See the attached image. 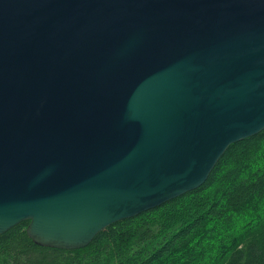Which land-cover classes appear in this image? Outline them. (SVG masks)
<instances>
[{
    "label": "water",
    "instance_id": "95a60500",
    "mask_svg": "<svg viewBox=\"0 0 264 264\" xmlns=\"http://www.w3.org/2000/svg\"><path fill=\"white\" fill-rule=\"evenodd\" d=\"M264 130V0H0V235L82 248Z\"/></svg>",
    "mask_w": 264,
    "mask_h": 264
},
{
    "label": "trees",
    "instance_id": "16d2710c",
    "mask_svg": "<svg viewBox=\"0 0 264 264\" xmlns=\"http://www.w3.org/2000/svg\"><path fill=\"white\" fill-rule=\"evenodd\" d=\"M24 220L0 235V264H264V130L232 143L198 188L62 249Z\"/></svg>",
    "mask_w": 264,
    "mask_h": 264
}]
</instances>
